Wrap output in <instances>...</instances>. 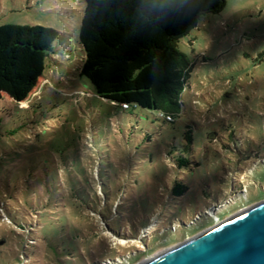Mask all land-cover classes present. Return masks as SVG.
<instances>
[{
	"label": "rangeland",
	"instance_id": "obj_1",
	"mask_svg": "<svg viewBox=\"0 0 264 264\" xmlns=\"http://www.w3.org/2000/svg\"><path fill=\"white\" fill-rule=\"evenodd\" d=\"M84 6L0 0V24L59 31L40 92L0 100V264H142L264 200V0H225L181 38L173 122L80 74Z\"/></svg>",
	"mask_w": 264,
	"mask_h": 264
},
{
	"label": "trees",
	"instance_id": "obj_2",
	"mask_svg": "<svg viewBox=\"0 0 264 264\" xmlns=\"http://www.w3.org/2000/svg\"><path fill=\"white\" fill-rule=\"evenodd\" d=\"M84 2L80 74L99 97L123 109L158 111L160 117L173 122L182 112V93L193 67L179 42L203 14L220 11L225 0ZM58 37L59 31L52 27L0 24V100L6 95L24 102L40 92L46 58ZM185 140L188 150L193 143L190 129ZM188 163L183 155L176 160L178 168ZM187 190L178 178L171 194L181 197Z\"/></svg>",
	"mask_w": 264,
	"mask_h": 264
},
{
	"label": "water",
	"instance_id": "obj_3",
	"mask_svg": "<svg viewBox=\"0 0 264 264\" xmlns=\"http://www.w3.org/2000/svg\"><path fill=\"white\" fill-rule=\"evenodd\" d=\"M142 264H264V200Z\"/></svg>",
	"mask_w": 264,
	"mask_h": 264
},
{
	"label": "built area",
	"instance_id": "obj_4",
	"mask_svg": "<svg viewBox=\"0 0 264 264\" xmlns=\"http://www.w3.org/2000/svg\"><path fill=\"white\" fill-rule=\"evenodd\" d=\"M125 107H127V104L124 105ZM168 119H172L170 116H168Z\"/></svg>",
	"mask_w": 264,
	"mask_h": 264
}]
</instances>
